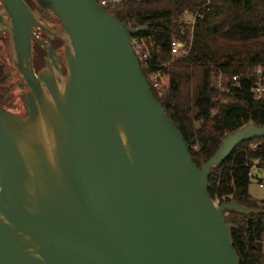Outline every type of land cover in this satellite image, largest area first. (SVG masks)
<instances>
[{
  "label": "water",
  "instance_id": "95a60500",
  "mask_svg": "<svg viewBox=\"0 0 264 264\" xmlns=\"http://www.w3.org/2000/svg\"><path fill=\"white\" fill-rule=\"evenodd\" d=\"M0 1L30 89L26 120L0 108V264H240L226 213L254 210L216 205L209 177L264 128L227 136L198 168L129 26L95 0H36L63 26L59 85L31 66L34 27L50 30L24 0Z\"/></svg>",
  "mask_w": 264,
  "mask_h": 264
},
{
  "label": "trees",
  "instance_id": "16d2710c",
  "mask_svg": "<svg viewBox=\"0 0 264 264\" xmlns=\"http://www.w3.org/2000/svg\"><path fill=\"white\" fill-rule=\"evenodd\" d=\"M104 8L132 29V40L155 47L152 62L141 63L142 71L149 81L150 72L162 68L168 86L152 91L198 168L227 136L250 124L264 128V96L254 94L256 72L264 74V0H121ZM197 12L191 27L188 21ZM174 40L192 45L186 58L171 54ZM0 72L2 91L13 79L5 69ZM234 76L240 77L237 82ZM258 159L264 160V137L240 145L209 177L213 202L254 210L226 213L240 264H264V200L251 196L249 177Z\"/></svg>",
  "mask_w": 264,
  "mask_h": 264
},
{
  "label": "flooded vegetation",
  "instance_id": "af4514ba",
  "mask_svg": "<svg viewBox=\"0 0 264 264\" xmlns=\"http://www.w3.org/2000/svg\"><path fill=\"white\" fill-rule=\"evenodd\" d=\"M24 1L38 21L50 30L49 33L39 26L34 27L33 33L36 40L32 39L31 66L37 76L41 73L52 72L57 83L62 85L68 72L65 65L68 46L56 33L61 32L63 26L49 9L41 6L36 0ZM0 16L4 18L7 24L11 23L1 1ZM15 59L11 33L6 26H0V68L1 70L5 69L13 79L10 86H6L0 91V108L15 114L22 120H26L30 116V110L26 105L30 89L22 81V77L16 69ZM23 63L26 64L24 58ZM43 88L46 90L44 85Z\"/></svg>",
  "mask_w": 264,
  "mask_h": 264
},
{
  "label": "built area",
  "instance_id": "2783aa9c",
  "mask_svg": "<svg viewBox=\"0 0 264 264\" xmlns=\"http://www.w3.org/2000/svg\"><path fill=\"white\" fill-rule=\"evenodd\" d=\"M100 6L105 7V6H110L118 3L121 0H95ZM199 16V13L197 12L192 19L188 21V25L191 27L194 26L195 21L197 17ZM132 47L134 49V52L136 56L138 57V60L140 61V64L143 63L147 65V63L152 62V51L153 48L155 47L151 44H148L146 41L142 39H135L132 40ZM171 54L177 58V59H182L186 58L190 52L192 45H190L188 48L184 45H182L180 42L174 40L171 42ZM158 51L160 49L158 48ZM163 68H167V66H164ZM162 68H159L157 66L155 68L156 71H152L149 74V85L151 90H155L159 93L163 92L167 86H168V80L167 77L163 74V71L161 70ZM257 82L254 87V94L257 97H263L264 96V74L262 71L259 69L257 72ZM239 76H234L233 81L237 82L239 80ZM218 88H221L220 82L217 85ZM264 173V160L258 159L253 164L250 166V172H249V177L251 179H256L259 182V186L261 188L264 187L263 183L261 180L257 178L258 174ZM216 205H220L219 202H215Z\"/></svg>",
  "mask_w": 264,
  "mask_h": 264
},
{
  "label": "rangeland",
  "instance_id": "374dc122",
  "mask_svg": "<svg viewBox=\"0 0 264 264\" xmlns=\"http://www.w3.org/2000/svg\"><path fill=\"white\" fill-rule=\"evenodd\" d=\"M220 81H221V79L218 78V83ZM257 178L259 180H261V182L264 185V173L258 174ZM250 194L256 200H259V201L264 200V187L261 188L259 186L258 180H256V179H252V183H251V186H250Z\"/></svg>",
  "mask_w": 264,
  "mask_h": 264
}]
</instances>
